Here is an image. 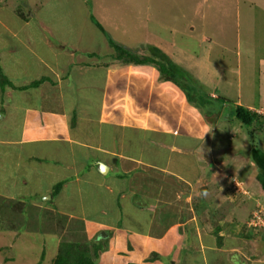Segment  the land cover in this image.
Returning a JSON list of instances; mask_svg holds the SVG:
<instances>
[{
    "label": "rangeland",
    "instance_id": "obj_1",
    "mask_svg": "<svg viewBox=\"0 0 264 264\" xmlns=\"http://www.w3.org/2000/svg\"><path fill=\"white\" fill-rule=\"evenodd\" d=\"M84 17L87 19L84 20ZM0 22L28 30L36 41L37 49H41V43H38L41 37L50 38L53 43L60 40L57 34H63L64 40L73 43L78 39L86 50L92 49L86 58L93 61L106 60L107 54H113L109 38L130 47L153 43L172 60L173 68L185 72L192 80L196 88L190 91L227 101L207 100L206 108L210 112L208 118H204L207 112L201 109L200 113L184 100L185 116L179 114L186 118L202 117L206 124L215 129L212 132L214 139L208 138L201 145L202 152H214L210 153L213 158L210 155L201 178L192 188L194 203H199L196 201L199 196L204 197L205 202H200L204 211L199 214L200 217L196 215L197 219L192 225L199 229L202 238L211 240L210 247L213 248L214 242L217 245L213 251L197 252L194 257L200 264H264V240L257 238L248 241L240 235L242 229L245 233L250 227L262 226L264 229V190L254 179L257 171L252 162L254 153L259 155L263 152L264 155V125L262 128L256 125L257 130L250 136L252 128L241 125L233 116L234 104L238 103L261 116L264 124V0H0ZM95 23L103 27L104 33ZM40 24L46 26L47 30L39 29L37 25ZM1 27L0 56L5 36ZM30 34L24 35L30 40ZM93 35L95 38L91 39ZM104 40L108 47L104 46ZM27 58L23 59V65L28 64ZM115 61L111 63L114 67L122 65ZM40 65L34 62L30 70L36 68L40 71L37 67ZM59 66H65V63L60 62ZM130 69L138 73L140 66ZM123 88L124 85L120 91L116 90V94L120 95L119 111L126 118L130 117V112L146 116L144 120H149V110L146 108L150 106L151 88L142 92L143 88L140 87L136 89V94L135 91L130 93L128 87L127 91H123ZM133 93L136 98L132 101L130 95ZM169 103L165 111L170 114L176 109L172 108L176 99H169ZM17 113L14 110L9 114V119L0 123L1 138L11 142L2 146V152L8 158L17 150L12 145L20 135L21 119ZM172 115L175 116L174 113ZM193 121L194 118L189 122ZM140 126L145 127V122ZM202 126L205 131L211 128L204 122ZM177 132L184 131L177 129ZM222 151H226V159H219ZM0 164H3L1 160ZM10 167V170L5 169V173L0 168V189L3 193L0 194V264H52L61 242L92 244L101 241L98 237L102 232L96 236L93 227L102 217L96 214L97 205L94 202H89V205L85 203L88 192L81 184L78 189H63L59 197L54 196L44 202L41 196L46 187L54 186L58 180L47 185L42 177L25 187L19 178L17 184L12 181L16 169L14 165ZM33 168H39V165L33 164ZM82 172L78 170V173ZM6 177L8 180L2 189L1 182ZM25 177L29 178V175L25 174ZM115 199L114 196L104 197L102 203L112 205ZM115 218L113 214L108 221L112 223ZM226 228L232 239L224 243L226 248L223 249V246L219 248L216 239L220 234H225ZM260 233L264 234V230ZM173 234L176 236V233ZM167 239L170 242L174 240L170 236ZM102 241L103 245L105 239L102 238ZM130 244L135 250L142 248L135 238H130ZM104 246L107 249L100 253L97 264H127L123 256L117 257L114 262L109 259L110 254L105 253L115 251L117 244L112 242L111 245L109 240ZM5 258L9 260L4 261ZM145 262L172 264L171 260H165L162 252L157 255L148 252Z\"/></svg>",
    "mask_w": 264,
    "mask_h": 264
},
{
    "label": "crops",
    "instance_id": "obj_2",
    "mask_svg": "<svg viewBox=\"0 0 264 264\" xmlns=\"http://www.w3.org/2000/svg\"><path fill=\"white\" fill-rule=\"evenodd\" d=\"M0 25L2 34L5 32L0 68L11 84L0 88V123L9 119L14 110L21 119L20 135L12 142L17 150L9 158L2 152V146L11 142L1 138L0 133L3 173L14 165L16 176L12 181L17 184L19 178L25 187L42 177L47 185L58 180L62 187L55 198L63 189H78L81 184L88 192L85 203L94 202L96 214L102 217L93 227L96 236L102 232L98 238L111 240V245L112 242L117 244L115 251L105 252L114 262L123 256L127 264L134 261L145 264L148 252L156 255L162 252L165 260H171L172 264H200L194 254L205 250L211 252L217 243L210 247L211 240L202 238L199 229L192 225L196 215L200 217L204 211L200 202L205 203L202 196L196 199L199 203H194L192 188L201 178L210 153L214 152H202L201 145L208 138L214 139L212 132L215 129L202 117L179 116H185L183 93L173 84L161 81L153 68L140 66L138 73L132 72V65L122 64L116 68L111 64L116 63L111 53L107 54L106 60L87 59L86 55L92 49L86 50L78 39L74 43L64 40L63 34L56 35L60 38L56 44L50 38H39L41 49H37L34 37L28 30L23 31L22 26L14 28L1 22ZM37 27L47 30L43 24ZM25 33L30 34V40ZM104 46L108 47L105 40ZM26 57L29 62L23 65ZM34 62L41 64L37 66L40 71L30 70ZM60 62L65 66L60 67ZM123 85V91L128 87L129 92L135 91V94L140 87L142 92L151 88L150 106L146 108L149 120L130 112V117L126 118L119 111L120 95L116 90L120 91ZM134 93L130 95L131 100L136 98ZM171 98L176 99L172 107L176 108L172 112L175 116L165 111ZM193 118L194 121L189 122ZM144 122L146 126H140ZM203 122L211 128L205 131ZM176 128L184 132L178 133ZM222 152L219 159H226V151ZM252 162L257 171L254 179L264 190L263 152L254 153ZM33 164L39 168H33ZM76 164L81 165L77 167ZM101 165L105 166L102 172ZM78 170L83 172L78 173ZM69 174L72 175L69 177ZM7 180L6 177L1 182L2 189ZM52 186L48 185L42 194L44 202L51 200ZM0 194H3L1 189ZM103 196H114L116 201L104 205ZM196 206L201 211L197 212ZM113 214L116 218L110 223L108 220ZM225 231L216 239H221L218 247L223 246V249L226 248L224 243L232 239L229 229ZM168 236L174 240L168 241ZM130 238H135L142 248L135 250ZM142 252L147 254H138Z\"/></svg>",
    "mask_w": 264,
    "mask_h": 264
},
{
    "label": "trees",
    "instance_id": "obj_3",
    "mask_svg": "<svg viewBox=\"0 0 264 264\" xmlns=\"http://www.w3.org/2000/svg\"><path fill=\"white\" fill-rule=\"evenodd\" d=\"M95 25L104 33L103 27L98 23ZM109 44L113 48V58L118 60L123 65H133V66H151L158 72L159 79L161 81H167L173 84L181 93H183L187 103L193 108L197 109L200 112L201 109L207 112L204 117H207L210 109L207 111V100H217L221 103H226L224 99L220 97L212 98L210 95H201L198 92H192L190 89L196 88L191 79L188 78L185 72H181L173 68L174 64H172V60L168 57V55L159 47L152 44H139L137 47L123 46L117 44V42H113L109 38ZM40 82V81H39ZM36 82L35 84H38ZM10 82L3 75L0 68V88L5 86H10ZM205 109V110H204ZM201 113V112H200ZM233 116L234 118L244 126L248 128H252L249 132L250 136L255 130L256 125H259L261 128L263 127V123L261 121V116L258 114L248 110L247 108L235 105L233 108ZM62 187V183H57L52 191V197L57 195L59 190ZM198 211H201L199 206L195 207ZM264 229L261 227H250V230L244 229L240 231V235L245 240H255L260 238L264 240V234L260 233ZM99 242H94L90 244L80 243V242H61L58 246V252L56 254L55 259L52 264H97L96 260H98L100 253L104 252L107 248L104 245H107L108 240L105 239L104 244L102 238H99ZM218 245H221V239L218 238ZM135 264V263H128Z\"/></svg>",
    "mask_w": 264,
    "mask_h": 264
},
{
    "label": "water",
    "instance_id": "obj_4",
    "mask_svg": "<svg viewBox=\"0 0 264 264\" xmlns=\"http://www.w3.org/2000/svg\"><path fill=\"white\" fill-rule=\"evenodd\" d=\"M105 169V166L101 165L100 172H102Z\"/></svg>",
    "mask_w": 264,
    "mask_h": 264
},
{
    "label": "flooded vegetation",
    "instance_id": "obj_5",
    "mask_svg": "<svg viewBox=\"0 0 264 264\" xmlns=\"http://www.w3.org/2000/svg\"><path fill=\"white\" fill-rule=\"evenodd\" d=\"M263 169H264V167H263Z\"/></svg>",
    "mask_w": 264,
    "mask_h": 264
}]
</instances>
